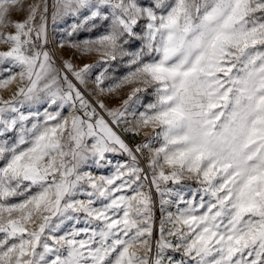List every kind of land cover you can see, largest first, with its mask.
<instances>
[{"label":"snow or ice","instance_id":"1","mask_svg":"<svg viewBox=\"0 0 264 264\" xmlns=\"http://www.w3.org/2000/svg\"><path fill=\"white\" fill-rule=\"evenodd\" d=\"M0 46V264H264V0H0Z\"/></svg>","mask_w":264,"mask_h":264},{"label":"rangeland","instance_id":"2","mask_svg":"<svg viewBox=\"0 0 264 264\" xmlns=\"http://www.w3.org/2000/svg\"><path fill=\"white\" fill-rule=\"evenodd\" d=\"M17 19H19L20 17L17 16L16 17ZM82 36L83 35H87V34H81ZM4 46H0V50L3 49ZM98 57L96 56H90V57H86L85 59L87 61H92L94 59H97ZM15 85H16V82H14L11 86H9L7 89H0V95H3L5 98H7V96L15 89ZM128 89H125L123 90L124 91V94L126 95V92H127ZM67 114V112H65V115ZM137 140H142L143 139V136L141 137H137L136 138ZM104 171H107V170H104ZM99 174V173H97ZM157 216H159V212H157Z\"/></svg>","mask_w":264,"mask_h":264}]
</instances>
